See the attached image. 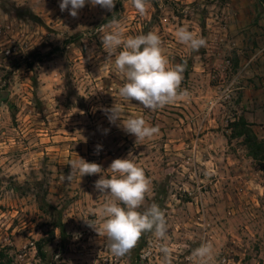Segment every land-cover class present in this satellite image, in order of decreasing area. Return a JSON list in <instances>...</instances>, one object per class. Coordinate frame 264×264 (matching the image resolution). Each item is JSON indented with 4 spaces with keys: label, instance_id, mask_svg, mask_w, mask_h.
<instances>
[{
    "label": "rangeland",
    "instance_id": "1",
    "mask_svg": "<svg viewBox=\"0 0 264 264\" xmlns=\"http://www.w3.org/2000/svg\"><path fill=\"white\" fill-rule=\"evenodd\" d=\"M59 3L0 0V264H166L162 244L171 264H205L191 255L202 243L213 246L206 264H264V148L255 159L244 136L264 142V130L237 91V13L255 9L239 33L264 28V0H147L143 15L132 0L111 11L86 0L76 18ZM113 14L125 36L156 31L170 66L186 62L187 97L151 111L118 95L125 77L97 31ZM179 27L206 47L180 43ZM114 103L159 133L136 141L109 122ZM129 152L151 181L140 210L157 203L168 231L115 257L87 223L99 227L110 199L94 188L101 174L61 177L79 157L109 176Z\"/></svg>",
    "mask_w": 264,
    "mask_h": 264
},
{
    "label": "clouds",
    "instance_id": "2",
    "mask_svg": "<svg viewBox=\"0 0 264 264\" xmlns=\"http://www.w3.org/2000/svg\"><path fill=\"white\" fill-rule=\"evenodd\" d=\"M92 6L99 5L109 11L115 7V0H90ZM86 0H60L61 12L68 10L76 18L79 9ZM136 11L143 15L147 10V0H132ZM70 6V7H69ZM103 50L108 54L107 60L112 61L114 70L125 77V83L118 89V95L126 101H138L145 109L155 111L166 105L177 102L189 95L187 89L181 90L186 62L170 66L163 53L162 40L156 31L146 34L125 36L115 15L97 29ZM175 36L178 41L193 51L206 47L207 41L186 27H179ZM109 122L121 121L122 129L136 137V141L152 138L159 133L158 126H150L143 116L129 115L123 117L122 106L114 103L111 108L104 109ZM108 130H105L107 132ZM97 146V151H99ZM131 152L126 158L114 159L104 175L102 166L95 162H87L80 158L71 160V172L62 179L71 181L73 174H101L94 182V188L101 195L110 197L102 207V223H88L98 236L105 239V246L115 257H122L133 249L144 233H154L157 239L166 238L168 227L165 212L153 202L144 205L146 194L150 191L151 181L143 168L135 163ZM123 205V206H122ZM166 264H171V249L162 244ZM192 258L201 262L211 259L213 246L202 243L192 251Z\"/></svg>",
    "mask_w": 264,
    "mask_h": 264
},
{
    "label": "crops",
    "instance_id": "3",
    "mask_svg": "<svg viewBox=\"0 0 264 264\" xmlns=\"http://www.w3.org/2000/svg\"><path fill=\"white\" fill-rule=\"evenodd\" d=\"M246 14H255V9L237 13V77L239 83L242 81V85L237 86L239 108L247 114L255 115L249 122L253 127L264 130V61H256L263 54L264 28H251L253 30L249 33H239L246 29ZM255 29L258 31L256 35L253 33ZM259 48L261 50H258Z\"/></svg>",
    "mask_w": 264,
    "mask_h": 264
},
{
    "label": "trees",
    "instance_id": "4",
    "mask_svg": "<svg viewBox=\"0 0 264 264\" xmlns=\"http://www.w3.org/2000/svg\"><path fill=\"white\" fill-rule=\"evenodd\" d=\"M239 125H246L243 121H241V123H239ZM250 133L251 136L248 134ZM248 133L244 134V136L246 137V142L248 144L249 149L251 150V156H253L255 159L257 158L259 149L258 148H264V142L260 141V142H256L257 140V134L253 133L252 131H249Z\"/></svg>",
    "mask_w": 264,
    "mask_h": 264
},
{
    "label": "water",
    "instance_id": "5",
    "mask_svg": "<svg viewBox=\"0 0 264 264\" xmlns=\"http://www.w3.org/2000/svg\"><path fill=\"white\" fill-rule=\"evenodd\" d=\"M6 95H7V92L2 93V97H6Z\"/></svg>",
    "mask_w": 264,
    "mask_h": 264
}]
</instances>
